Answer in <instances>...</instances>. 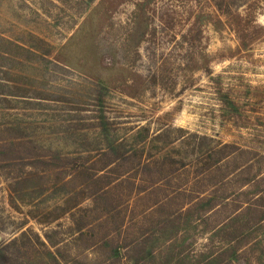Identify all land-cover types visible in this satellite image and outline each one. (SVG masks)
I'll return each instance as SVG.
<instances>
[{
  "label": "rangeland",
  "instance_id": "374dc122",
  "mask_svg": "<svg viewBox=\"0 0 264 264\" xmlns=\"http://www.w3.org/2000/svg\"><path fill=\"white\" fill-rule=\"evenodd\" d=\"M0 83V264H264V0H0Z\"/></svg>",
  "mask_w": 264,
  "mask_h": 264
},
{
  "label": "trees",
  "instance_id": "16d2710c",
  "mask_svg": "<svg viewBox=\"0 0 264 264\" xmlns=\"http://www.w3.org/2000/svg\"><path fill=\"white\" fill-rule=\"evenodd\" d=\"M215 7L223 11L224 13L229 12L232 7H239L246 2V0H212ZM5 70V69H2ZM6 85L0 83V90H5ZM4 94L3 92H0ZM5 98V97H4ZM3 130V129H2ZM204 137V136H203ZM224 146H227L226 144ZM119 149L118 146L111 144L108 149V153L112 154L109 157L108 164H115L121 161V158L127 159L131 152L122 151L121 154L113 155ZM132 150V152H134ZM237 151L235 157L239 154L245 153L247 150L242 147H237L234 144V152ZM254 155L250 157L249 162L243 163L240 167L236 169L234 175L243 177L241 179L235 180L234 187L237 188L234 191V219L240 215L246 216V223L252 224L253 226H258L264 228V154L253 152ZM219 160H217L213 165H215ZM212 166V165H211ZM210 167V166H209ZM243 187V188H242ZM190 202L195 197L188 195ZM228 205L224 203V206ZM197 202L192 205L190 203L189 208H196ZM112 238V237H111ZM113 239V238H112ZM254 240V239H253ZM12 243V242H11ZM10 245V242L4 243L1 248L6 249ZM119 247V246H118ZM118 247L115 246L111 249V253L108 260L112 262L114 260H120V252ZM134 247V246H133ZM123 251L121 252L126 255L131 251V247L128 245H123ZM2 250L0 249V253ZM3 254L5 252L3 251Z\"/></svg>",
  "mask_w": 264,
  "mask_h": 264
}]
</instances>
